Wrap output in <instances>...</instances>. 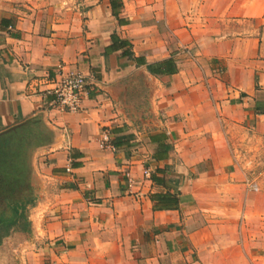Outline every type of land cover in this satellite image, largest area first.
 Segmentation results:
<instances>
[{
  "label": "crops",
  "instance_id": "crops-1",
  "mask_svg": "<svg viewBox=\"0 0 264 264\" xmlns=\"http://www.w3.org/2000/svg\"><path fill=\"white\" fill-rule=\"evenodd\" d=\"M60 68L86 78L76 114L51 105ZM31 120L51 140L21 264H264V0H0V133Z\"/></svg>",
  "mask_w": 264,
  "mask_h": 264
},
{
  "label": "trees",
  "instance_id": "trees-1",
  "mask_svg": "<svg viewBox=\"0 0 264 264\" xmlns=\"http://www.w3.org/2000/svg\"><path fill=\"white\" fill-rule=\"evenodd\" d=\"M112 12L120 3L113 5L110 2ZM112 45L108 50L114 52L129 44L120 40L117 36L111 37ZM122 56L133 59L129 50H124ZM137 64L145 65L143 60H136ZM146 69L152 76H171L177 73V68L172 59L163 62L147 65ZM160 137L151 136L153 142L159 141ZM51 133L42 123L31 120L18 127L0 133V242L11 233H30L31 225L28 220V209L34 206V195L30 185V158L35 148L50 143ZM161 140V139H160ZM114 148L118 144H112ZM169 146L162 144L154 158L161 160L166 158ZM150 179L159 185H164L154 175ZM154 211L175 210L179 206V199L169 193L154 194L150 197Z\"/></svg>",
  "mask_w": 264,
  "mask_h": 264
},
{
  "label": "built area",
  "instance_id": "built-area-1",
  "mask_svg": "<svg viewBox=\"0 0 264 264\" xmlns=\"http://www.w3.org/2000/svg\"><path fill=\"white\" fill-rule=\"evenodd\" d=\"M86 86V78L81 73L60 68L54 84L49 91L53 97L51 105L64 113H78L81 109V98L86 90ZM109 143V136L103 134L102 145L109 146ZM144 177H149L148 171H144ZM127 186L130 189L133 183L128 180Z\"/></svg>",
  "mask_w": 264,
  "mask_h": 264
},
{
  "label": "rangeland",
  "instance_id": "rangeland-1",
  "mask_svg": "<svg viewBox=\"0 0 264 264\" xmlns=\"http://www.w3.org/2000/svg\"><path fill=\"white\" fill-rule=\"evenodd\" d=\"M135 78L142 80L143 76L139 75ZM131 79H134V75H131ZM30 234H32V230L27 234L13 232L7 238H4L0 242V264H21L20 259L17 258L21 251L20 247L23 239L21 235L27 236Z\"/></svg>",
  "mask_w": 264,
  "mask_h": 264
}]
</instances>
